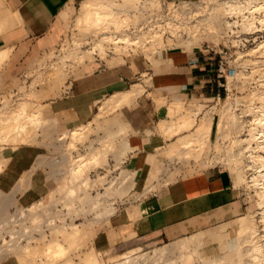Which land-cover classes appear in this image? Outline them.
Masks as SVG:
<instances>
[{
	"label": "rangeland",
	"instance_id": "374dc122",
	"mask_svg": "<svg viewBox=\"0 0 264 264\" xmlns=\"http://www.w3.org/2000/svg\"><path fill=\"white\" fill-rule=\"evenodd\" d=\"M82 1L67 6L65 8L67 10L65 18L58 16L59 27L56 35L47 43H24L16 47L8 42L3 44L4 42L0 41V50L6 49L10 54L0 63V120L4 119L0 123L1 166L3 168L13 148L22 143L38 144L43 147L42 151L45 154L42 156L46 159L45 162L49 164V189L39 199L40 201L22 203L16 198L8 201L5 199L7 198L6 190L0 184V200L3 198V201L0 202V245L3 243V236L6 239L10 238L6 230L13 227V225L5 224L4 222L9 218L13 210L22 209L24 206L31 204H34L32 211H30L31 214H27L28 217L23 219L19 229L23 230L25 228L35 235L31 242L28 241L26 243L27 240L23 239L22 243L24 246L19 251L9 250L7 253L1 251L0 254L4 256L0 255L2 257L0 264H85V260L89 257L96 259L99 264H113L120 260H126L129 254L137 256L134 261L132 260V264H160L159 262L161 261H157L153 255L156 248L163 247V245L172 247L180 241L188 239V236H186L159 244L146 242L133 247L122 248L121 250H102L96 245V234L104 226V222L111 217L110 214L114 210H117L115 212L117 213L121 208H125L131 203L128 195L132 189L133 182L131 176L124 170V166L121 165L120 149L124 140L119 137V133L107 118L110 110L108 109L109 106L105 107L106 111L102 113L100 124L93 122L91 124L92 127L88 124L83 129L82 137L74 138L72 130L77 126L63 125L62 121L54 115L50 104L47 102H49L51 97L62 95L70 78L80 74L84 67H95L104 63H120L124 62L126 58L151 57L160 48L158 49V46H155L152 42L146 43V40L150 39V37L143 38L142 30L135 28L138 31L133 32V25L135 24L132 22L122 26L120 29L114 26L104 30L84 29L77 24ZM221 1L216 0L215 8L208 14L209 20L212 22V26L211 24L209 25L210 28H215L218 25L221 29L222 16L227 12V2ZM3 2V0H0L1 8L4 7ZM231 2L234 3L235 1ZM248 2L244 3L249 5ZM235 3L239 4L241 2L236 0ZM260 3L259 8L254 7V10L257 11L254 14L255 16L247 17L244 21L245 24V22L254 19L255 24L252 29L248 25L246 26L249 30H253L256 27L261 28L260 31L248 34L250 38L248 54L243 58V62L246 66L252 67L253 71L250 73L251 69L249 68L248 74L243 76L245 77L242 79L244 83L255 82L257 70L260 67L264 68V0ZM3 9L5 13L6 11L10 12L8 8L4 7ZM0 11L2 12L3 10L0 9ZM230 12L237 15L242 11L234 9ZM15 23L14 20L9 21L8 26L0 24V39L7 37L8 29ZM120 32L130 33V35L137 37L139 40L138 42H116L110 38L109 40L103 39V35ZM97 42L104 46L100 45L101 49L99 48L100 46L95 49L93 46ZM117 44L121 45V47L118 45V48ZM160 45L165 48L164 42H161ZM136 83L142 84L144 89L146 84L151 83V79L148 75H144L137 78ZM24 101L41 103L38 104V107L40 111L45 108L46 113L45 111L42 112L46 118L42 112V120L39 116L40 112L36 113V118H38L36 120L33 118L35 117L33 113L28 112L19 115L14 112L20 103ZM12 112L17 114V116L19 115V117L22 115L25 117H17L16 120V116L14 117ZM187 113L188 126H192L194 124L193 108H190ZM26 114L31 116H26ZM11 117L12 119L14 117L15 121ZM28 119L31 122L27 126ZM7 120L11 121L8 122ZM19 120H21V123L22 121L23 123L27 122L24 124L27 128L25 126L20 127L21 123ZM14 124L15 126H13ZM16 124L20 129L17 128ZM211 125V120H206V118L198 123L195 131L185 137L187 143L184 142L185 139L182 140V145L188 146V148L184 152L178 151L179 159H186L188 162L193 159L192 162L196 161L206 166L205 159L211 156L208 153L209 150L206 151V147L210 146L212 142L209 138ZM16 128L21 132L15 130ZM203 130L205 133L200 136V132ZM62 132L69 134L65 138H59L63 134ZM236 142L235 145L240 146V140H236ZM104 143L106 146L105 150L102 149L105 147ZM109 143L114 146L109 147ZM97 146H103L100 148L106 155H101L103 157L97 160H83L81 158L82 154H86ZM108 147L112 149L108 151ZM178 148L179 146L176 149ZM217 148L221 150V146L218 145ZM173 153L174 148L169 151V155ZM57 156L59 158L58 161L55 160ZM221 157H224V162L229 165L235 179L238 180L237 183H241L248 173L251 175L255 174L256 170L245 169L247 165L256 167L261 163L258 159L252 158L250 160L241 154L221 155ZM69 166H71L70 169ZM169 167L168 163L163 167V171L167 173L164 182L187 172V169L183 171L178 167L172 169ZM25 174H27L25 178H28V173ZM247 186L249 209L245 214L230 223L207 230H216L217 232L214 235L206 237L207 231L194 233L195 235L192 234L193 236L189 235L193 237L190 244L183 249H176L173 255L179 256L184 253L182 260L189 261V263L186 262L188 264H221L223 260L225 262L229 261V263L226 262L227 264H264V254L260 257L256 255L257 246L261 247L264 253V212H262L264 209V192L262 194V187L250 184ZM149 187L154 188L153 185ZM118 197L117 204H114L112 202L113 199ZM88 200H93V204L96 203L101 206H88ZM37 202L41 203V205L36 204ZM52 204L62 207V211L58 216L59 219L55 223L50 224L48 222V212ZM98 206L99 208H97ZM100 211H104V213L100 214ZM74 224L79 227L80 233L77 235H72L69 232ZM51 238H57L62 241L65 249H56V252L55 250L49 251L47 242ZM27 245H29L30 249L26 247ZM25 247L27 249L24 251ZM138 255L141 256L138 257ZM149 255H151L152 259L148 258ZM153 260L155 263H153Z\"/></svg>",
	"mask_w": 264,
	"mask_h": 264
},
{
	"label": "crops",
	"instance_id": "0c3cea01",
	"mask_svg": "<svg viewBox=\"0 0 264 264\" xmlns=\"http://www.w3.org/2000/svg\"><path fill=\"white\" fill-rule=\"evenodd\" d=\"M3 1L12 13L9 21L14 15L16 23L0 41L17 47L51 41L59 27L58 16L65 18V8L81 0ZM215 66L197 49L162 48L151 57L84 67L70 78L62 95L47 102L63 125L74 127L90 122L101 106H109L113 96L130 91L137 78L148 75L151 79L137 96L108 107L107 118L124 140L121 165L133 183L128 195L130 205L108 218L98 230L95 242L100 249L170 242L230 223L248 211V200L232 171L192 162L193 159L183 161L177 155L188 148L182 140L195 131L202 119H207H196L197 109L220 90ZM190 108L192 126H188ZM211 123L212 140V119ZM173 148L174 153L169 155ZM42 149L38 144L23 143L13 148L0 171L7 200L31 203L47 193L49 164ZM166 163L171 169L178 167L187 172L164 182ZM150 185L154 188H148ZM216 232L207 231L205 236Z\"/></svg>",
	"mask_w": 264,
	"mask_h": 264
},
{
	"label": "built area",
	"instance_id": "2783aa9c",
	"mask_svg": "<svg viewBox=\"0 0 264 264\" xmlns=\"http://www.w3.org/2000/svg\"><path fill=\"white\" fill-rule=\"evenodd\" d=\"M230 1L236 0L221 1L227 2V12L222 16L221 29L218 25L215 28L209 27L212 22L208 14L215 8L216 0H159L158 5H153L150 0H141L139 4V9L142 11L141 19L133 25V32L142 30L143 34L159 30L165 42V48L197 49L209 60L215 62L216 83L220 90L212 93L203 101L196 111V119L211 117L214 121L213 137L208 152L211 156L205 159L206 166L223 167L228 170L230 167L221 155L241 154L252 160L264 154V68L260 67L257 70L255 82L244 83L242 80L245 78L243 76L248 74L249 68L250 73L253 71L252 67L246 66L243 62V58L248 54L250 41L248 34L260 31L261 28L256 27L249 30L244 24L247 17L255 16L254 14L257 13L253 7L247 5L241 13L231 14L229 3L232 2ZM237 1L246 6L244 2L249 0ZM151 41V38L147 39V43ZM236 140H240V146L235 145ZM216 145L221 146V150H218ZM55 160H59L58 156ZM246 167V170H256L255 174L248 173L244 180L237 184L242 186L244 196L248 200V184L262 187V194L264 192V176L261 175V172H264V166L260 163L256 167L251 165ZM118 199L119 197L113 199L112 202L117 204ZM87 202L88 206H101L93 204V200ZM61 209L62 207H57L55 204L50 206L48 212L50 224L59 219ZM30 211L28 206L14 209L4 222L13 227L7 228L6 232L10 238L6 239L3 236L0 252L19 250L24 246L23 239H26L28 243L35 237L31 231L25 228L19 229L23 219L28 217L27 214H31ZM116 211L114 210L110 215H114ZM99 213L102 214L104 211Z\"/></svg>",
	"mask_w": 264,
	"mask_h": 264
},
{
	"label": "bare ground",
	"instance_id": "6f19581e",
	"mask_svg": "<svg viewBox=\"0 0 264 264\" xmlns=\"http://www.w3.org/2000/svg\"><path fill=\"white\" fill-rule=\"evenodd\" d=\"M150 1H152V3H153V5H158L159 4V0H150ZM262 1V0H261ZM261 1H259V0H250L248 3H249V6L250 7H255V8H259V6L261 5ZM140 2H141V0H122V1H120V0H85L83 3H82V5H81V7H80V11H79V15H78V20H77V24L78 25H80L81 27H83L84 29H94V30H96V29H101V30H104V29H107V28H111L112 26H114V27H116L117 29H120L122 26H125V25H127V24H129L130 22H132V23H134L135 25L138 23V21L141 19V15H142V11H140V9H139V4H140ZM227 2H229V1H227ZM231 2V1H230ZM236 2V1H235ZM229 3V9L230 10H234V9H237V11H243V9L244 8H246L247 7V5L245 6V7H243L242 6V4H238V3ZM251 2V3H250ZM138 3V4H137ZM4 7H0V9H2L3 11L1 12L0 11V24H2V25H6V26H8L9 25V18H10V16H11V12H7L6 11V13H5V11H4V9H3ZM264 9V8H263ZM6 10V9H5ZM9 10V9H8ZM236 11V10H235ZM13 18H14V15H13V17L11 18V21L13 20ZM263 19H264V16H263ZM14 21V20H13ZM255 23H254V19L251 21H247V22H245V26H249V28H251L252 29V27H253V25H254ZM104 36V38L103 39H105V40H109V38L110 39H112V40H114V41H116V42H120V41H122V42H126V41H133V42H138V38H136V37H132V35H130V33H127V32H120V33H111V34H106V35H103ZM146 37H150L151 39H152V43L153 44H155V46L157 45L158 46V48H160V47H162L161 45H160V43L161 42H163V40H162V37H161V34H160V31L159 30H153V31H149V32H147V33H144V36H143V38H146ZM102 41V40H101ZM147 41V40H146ZM100 42V41H99ZM103 42V41H102ZM147 43V42H146ZM165 43V42H164ZM262 44V43H261ZM100 45H102V44H100V43H98L97 42V44H95L93 47L96 49V48H98ZM119 44H117V46H118ZM98 46V47H97ZM104 45H102V47H103ZM120 47H121V45H119ZM119 46H118V48H119ZM124 47V46H123ZM100 49H101V46L99 47ZM93 50V49H92ZM91 51V50H90ZM90 51H88L89 53H90ZM95 51V50H94ZM8 51L6 50V49H3V50H0V63L3 61V60H5L6 58H7V56H8ZM81 54H83V53H81ZM80 54V55H81ZM86 54V53H85ZM10 55V54H9ZM89 55V54H88ZM144 89H143V86H142V84H140V83H136L134 86H133V88L130 90V91H128V92H126V93H120V94H118V95H115V96H113L112 98H110V101H109V106L111 105V104H119L120 102H122V101H124V100H128V99H130V98H132V97H135V96H137L139 93H141L142 91H143ZM43 103V102H42ZM38 104H41V103H38V102H35V101H24V102H22V103H20V105L18 106V108L17 109H15V111L14 112H16L17 114H19V115H21V114H25V113H33V115L35 116V117H33V115H32V117L33 118H35L34 120H36V119H38V118H36L37 116V114L36 113H39L40 112V118L42 117L41 116V112L42 111H45V108H44V110L43 109H41L42 111H40V109H39V105ZM46 106V105H45ZM106 106H101V111L90 121V122H88V123H85V124H82V125H79V126H77V127H75L73 130H72V134H73V137L75 138V137H80L81 135H83L82 134V132H83V129H85L84 127L85 126H87L88 124H89V126L90 127H92L91 126V124L93 123V122H97L98 124H100V116H101V114L103 113V111H104V108H105ZM14 112H12V114L14 113ZM43 113V112H42ZM45 113H46V111H45ZM12 114H10V115H12ZM17 114H15L14 113V117H15V119L17 118V117H19V115L17 116ZM5 115V114H4ZM9 115V116H10ZM27 115H29V114H26V116ZM22 116H24V115H22ZM22 116H20L19 118H22ZM29 116H31V115H29ZM28 116V117H29ZM43 116H44V113H43ZM14 117H13V119H14ZM25 117V116H24ZM28 117H26V118H28ZM45 117V116H44ZM1 118H2V116H1ZM5 118V117H4ZM8 118V117H7ZM25 118V119H26ZM40 118H39V120H40ZM46 118V117H45ZM3 119V118H2ZM1 119V120H2ZM10 119V118H9ZM11 119H12V117H11ZM12 119V120H13ZM15 119H14V121H15ZM207 119L209 120H211V117H207ZM206 119V120H207ZM1 120H0V123H1ZM4 120V119H3ZM6 120V119H5ZM17 120V119H16ZM23 120V119H22ZM31 120V119H30ZM41 120H42V118H41ZM8 122L9 121H11V120H7ZM6 121V122H7ZM21 120H19V122H20ZM28 121V124H27V126L28 125H30V123L29 122H31V121H29V119L27 120ZM3 123V122H2ZM5 123V122H4ZM17 123V122H16ZM21 123V122H20ZM27 122H25V123H23V121H22V123H21V126L20 127H26L27 128V126L26 125H24V124H26ZM23 124V125H22ZM13 126H15V124L13 125ZM16 126H17V128L18 129H20L19 128V126L16 124ZM38 126V125H37ZM177 126V125H176ZM9 128V127H8ZM12 128H15V127H12ZM15 129V130H18V129ZM25 128V129H26ZM182 128V127H181ZM180 128V129H181ZM11 129V128H10ZM87 129V128H86ZM15 130H13V131H15ZM22 130V129H21ZM88 130V129H87ZM91 130V129H90ZM19 131V130H18ZM18 131H15V132H18ZM22 131H24V130H22ZM27 131H28V129H27ZM26 131V132H27ZM65 131H67V130H65ZM71 131V130H70ZM70 131H68V132H70ZM19 132H21V131H19ZM18 132V133H19ZM63 134L61 135V137L60 138H65V137H67L66 135H68L66 132L64 133V132H62ZM205 133V131L203 130L202 132H200V136H201V134H204ZM72 134H70L71 136H72ZM8 135V134H7ZM10 136V135H9ZM3 137V136H2ZM5 137V136H4ZM72 137V138H73ZM82 137V136H81ZM73 138V139H74ZM201 138V137H200ZM184 142H186V139L184 140ZM111 143V142H110ZM109 143V147H113L111 144ZM187 143V142H186ZM189 143H191V142H189ZM104 146H105V143H104ZM101 147V146H100ZM99 146H97V147H93L90 151H88L86 154H82V159L83 160H85V159H92V160H97V159H99L100 157H103V156H101V155H106V153H104V151L102 150V149H104V148H106V146L105 147H101L100 148ZM108 147V148H109ZM112 148H109V149H107L108 151L109 150H111ZM105 150V149H104ZM258 159L261 161V163H262V165L264 166V154L262 155V154H260L259 155V157H258ZM91 160V161H92ZM88 161V160H87ZM90 161V160H89ZM1 168H2V166H1V162H0V170H1ZM71 168V166H69V169ZM261 175H263L264 176V172H261ZM255 178H257V176H255ZM258 179V178H257ZM6 199V198H5ZM1 201H3V198H2V200H0V202ZM6 201V200H5ZM9 201V200H8ZM2 204V203H1ZM36 204H39L38 202L36 203ZM39 205H41V203L39 204ZM33 206H34V204H32V205H30V206H28V208H29V210H31L32 211V208H33ZM35 207H36V205H35ZM5 221V220H4ZM70 232V234H72V235H77L78 233H80V231H79V227H78V225H73L72 226V230H70L69 231ZM197 234V233H196ZM195 235V234H194ZM193 236V235H192ZM192 236H188L187 238H184V239H187V240H183V241H180L178 244H176L175 246H172V247H170V246H168V245H166V246H164L163 245V247H159V246H157V247H159V248H156V250H155V253H153V255L155 256V259L158 261H161V262H159L160 264H188L189 263V261H183L182 259L184 258V253H181L179 256L177 255V256H175V255H173L174 254V252H175V250L176 249H183V248H185V247H187L189 244H190V242H191V240H192ZM76 237V236H75ZM190 237V238H189ZM51 240V241H50ZM49 240V242H47V245H46V243H45V247L47 246V249L50 251H53V250H55V252H56V249H61V250H63V249H65V248H63V242L62 241H60L59 239H57V238H54V239H50ZM30 245V244H29ZM29 245H27L26 247H28L29 249H30V247H29ZM32 245V244H31ZM18 246H20V245H18ZM18 246H16V247H18ZM65 246V245H64ZM24 248V251H25V249H27V248ZM45 247H43L44 249H46ZM21 248H23V246L21 247ZM63 248V249H62ZM11 251V250H10ZM19 251V250H18ZM47 251V250H46ZM26 252H28L27 250H26ZM59 252V251H58ZM60 253V252H59ZM147 253V252H146ZM145 253V254H146ZM58 254V253H57ZM56 254V255H57ZM143 254V253H142ZM264 253L262 252V248L261 247H258L257 246V253H256V255L257 256H262ZM141 255H138V257H140ZM145 256V255H144ZM151 255H149V257L148 258H150V259H152V257H150ZM135 257H137L136 255L135 256H131L130 254L129 255H127V258H126V260L124 259V260H120V261H118V262H115V263H113V264H132L133 262H132V260L134 261V259H135ZM201 257V256H200ZM199 259V258H198ZM187 260H189V259H187ZM193 261V260H192ZM186 262H188V263H186ZM223 262H225L224 260H223ZM223 262H221V264L223 263ZM227 262V261H226ZM225 262V263H226ZM153 263H155L154 262V260H153ZM225 263H223V264H225ZM227 263H229V261L227 262ZM226 263V264H227ZM85 264H99V262L95 259H93V258H91V257H89V258H87L86 260H85ZM156 264V263H155ZM217 264H219V263H217Z\"/></svg>",
	"mask_w": 264,
	"mask_h": 264
}]
</instances>
